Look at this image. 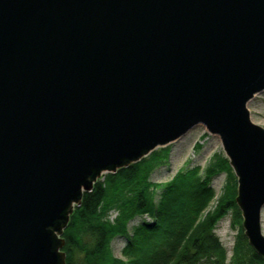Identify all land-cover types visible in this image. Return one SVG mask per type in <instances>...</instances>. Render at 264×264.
<instances>
[{"label": "water", "instance_id": "water-1", "mask_svg": "<svg viewBox=\"0 0 264 264\" xmlns=\"http://www.w3.org/2000/svg\"><path fill=\"white\" fill-rule=\"evenodd\" d=\"M264 0H0V264H66L62 233L102 172L198 125L239 177L264 256Z\"/></svg>", "mask_w": 264, "mask_h": 264}, {"label": "trees", "instance_id": "trees-1", "mask_svg": "<svg viewBox=\"0 0 264 264\" xmlns=\"http://www.w3.org/2000/svg\"><path fill=\"white\" fill-rule=\"evenodd\" d=\"M169 157L170 147H159L138 161L110 169L103 179H94L63 229L66 264H264V256L245 234L237 200L239 177L229 157L216 154L206 168L178 171L163 185L157 200L161 186L151 176ZM221 173L227 181L218 197L213 180ZM230 213L238 234L228 262L216 230ZM138 216L150 219L130 234L129 223ZM118 236L127 239L123 258L112 251Z\"/></svg>", "mask_w": 264, "mask_h": 264}, {"label": "rangeland", "instance_id": "rangeland-1", "mask_svg": "<svg viewBox=\"0 0 264 264\" xmlns=\"http://www.w3.org/2000/svg\"><path fill=\"white\" fill-rule=\"evenodd\" d=\"M247 107L252 121L264 128V91L256 94L248 102ZM197 144H201L202 147L196 149ZM166 146L170 147L169 162L158 167L151 176V181L161 186L157 189V200L160 197L163 185L170 181L178 171L193 167L206 168L216 154L227 156L220 136L211 134L203 125L196 126L181 138ZM105 174H107V171L102 172L99 175V179H103ZM226 181L227 176L225 173H221L214 178L213 187L218 197L223 193ZM115 215L116 212H113L111 219ZM147 218L146 216H138L133 219L129 223V233H133L134 228ZM261 227L264 235V208L261 213ZM216 233L227 250V258L228 262H230L238 234V230L233 227V216L231 213L219 222ZM126 242L127 239L123 236H118L112 241V251L116 257L123 258V249Z\"/></svg>", "mask_w": 264, "mask_h": 264}, {"label": "bare ground", "instance_id": "bare-ground-1", "mask_svg": "<svg viewBox=\"0 0 264 264\" xmlns=\"http://www.w3.org/2000/svg\"><path fill=\"white\" fill-rule=\"evenodd\" d=\"M248 105V104H247Z\"/></svg>", "mask_w": 264, "mask_h": 264}]
</instances>
